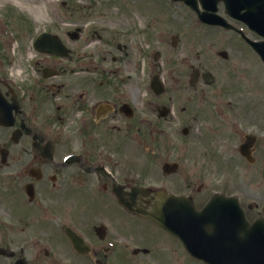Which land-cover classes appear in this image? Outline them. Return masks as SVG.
Wrapping results in <instances>:
<instances>
[{"label": "flooded vegetation", "instance_id": "af4514ba", "mask_svg": "<svg viewBox=\"0 0 264 264\" xmlns=\"http://www.w3.org/2000/svg\"><path fill=\"white\" fill-rule=\"evenodd\" d=\"M155 3L163 9L169 0ZM242 6L245 20L233 22L248 38L241 39L246 55L257 61L247 41L261 37L248 22L258 19L264 0H242ZM15 26L12 35L0 21V264L264 260L263 71L244 77L241 100H232V81L228 91H209L214 76L208 84L205 69L189 66L190 73L196 69V80L192 85L188 78L187 101L198 100L193 119L205 150L198 151L196 164L209 175L195 188V198L189 196L202 218L195 225L194 246L204 249L192 256L181 238L136 211V205L149 207L158 193L184 195L181 176L169 188L168 177L176 172H164L163 164L173 106V97L166 95L167 57L150 49L138 75V63L124 65L115 55L107 60L105 42L89 50L79 26L47 31L67 48L63 55L36 51L40 32L21 22L11 29ZM13 38L20 43L16 58L8 52ZM138 147L144 148L145 164H138ZM137 186L146 192L133 194ZM234 215L243 222H235Z\"/></svg>", "mask_w": 264, "mask_h": 264}, {"label": "rangeland", "instance_id": "374dc122", "mask_svg": "<svg viewBox=\"0 0 264 264\" xmlns=\"http://www.w3.org/2000/svg\"><path fill=\"white\" fill-rule=\"evenodd\" d=\"M155 1L0 0V21L5 22L6 30L12 35H15L16 26L11 27L20 22L30 25L34 34L56 26L70 30L79 26V36L88 39L89 50L105 42L107 60L115 55L123 59L122 64L127 60L130 64L138 63V75L148 61L147 52L150 49L152 52L162 51L163 59H168L166 95L173 97L172 112L166 123L169 135L167 161L179 164L176 173L168 177L169 188H175L177 177L181 176L184 194L195 198V188L200 183H207L209 175L196 164L198 151L205 150H200L193 119V106L198 100L187 101L191 96L187 86L189 66H199L212 73L214 82L209 91L221 87L228 91L227 84L232 81L231 92L234 94L229 96L232 100H241L242 91L247 88L244 77L261 74V71L264 74V67L246 55L249 51L234 32L202 24L192 11L181 4H163V9H160L154 6L158 5ZM219 13L223 14L222 7ZM174 35L178 38L175 48L170 44ZM19 45L18 40L11 39L8 49L11 57L20 56ZM220 50H226V59L218 56ZM137 84H140L139 79ZM182 84L184 88L180 86ZM260 85L264 88V76ZM255 96L249 93L251 100H255ZM182 107H185L184 112L180 110ZM183 126L188 127L185 135L181 133ZM144 155V148L138 147V164L146 163Z\"/></svg>", "mask_w": 264, "mask_h": 264}, {"label": "water", "instance_id": "95a60500", "mask_svg": "<svg viewBox=\"0 0 264 264\" xmlns=\"http://www.w3.org/2000/svg\"><path fill=\"white\" fill-rule=\"evenodd\" d=\"M182 1H184L192 9H194V11L197 13L198 17L200 18V20L207 22V23H210V24H218V25H222L224 27H230L224 22V20L222 18L218 17L214 13L199 12L197 10V5H196L195 0H182ZM217 1L218 0H212V3L215 4ZM223 1H225V0H223ZM209 8L211 9L212 12H214L216 10L214 5H212ZM226 8H227L226 10L229 14L231 13V15L237 17L238 19H241L242 16L239 13V10L241 9V7L238 6L235 9L236 13L232 12L233 10L230 7V3H228L226 5ZM259 33L262 36H264V25L263 24H261L259 26ZM49 38H50L49 34L42 33L36 39L35 48L39 51H42V52H51V53L54 52L52 50V47H51V44H53L54 42H51L49 40ZM172 39H173V43H174L175 37H173ZM254 48L256 49V51L258 52V54L260 55L261 59L264 62V42L258 43L257 46ZM220 55L223 58L226 57V53L224 51L220 52ZM194 73L195 72H192V74H191L192 83L194 82V79H195ZM206 75H208V74L206 73L203 76L205 77ZM207 81H209V80H207ZM183 132L185 133L186 129H183ZM175 170H176V164L175 163H165V165H164V171L165 172H173ZM174 205H179V207H180V211L177 213L179 218H180V226L178 227L179 231H180V236L184 240L189 251L191 253H194V241H193V237H194L193 230H194V228H193V226H194L195 215H194L193 207H192V205L188 199H183L181 197L178 200L176 197L158 195L154 199L151 207H149L146 210H138V211L140 213L145 214V215L149 216L150 218H152L160 226L169 227L168 226V223L170 222L169 216L172 213L171 207ZM176 230L177 229H175L174 231H176Z\"/></svg>", "mask_w": 264, "mask_h": 264}, {"label": "bare ground", "instance_id": "6f19581e", "mask_svg": "<svg viewBox=\"0 0 264 264\" xmlns=\"http://www.w3.org/2000/svg\"><path fill=\"white\" fill-rule=\"evenodd\" d=\"M24 1H26V2H27V1H30V0H24ZM48 4H49V3H48Z\"/></svg>", "mask_w": 264, "mask_h": 264}]
</instances>
